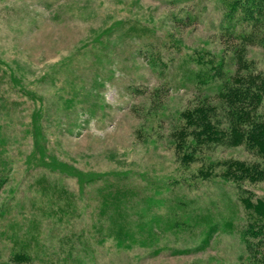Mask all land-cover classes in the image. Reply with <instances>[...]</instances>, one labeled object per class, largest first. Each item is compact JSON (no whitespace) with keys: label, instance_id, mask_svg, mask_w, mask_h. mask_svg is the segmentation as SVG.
Masks as SVG:
<instances>
[{"label":"rangeland","instance_id":"rangeland-1","mask_svg":"<svg viewBox=\"0 0 264 264\" xmlns=\"http://www.w3.org/2000/svg\"><path fill=\"white\" fill-rule=\"evenodd\" d=\"M220 22L215 0H0V264H243L241 186L264 176L222 172L264 158L173 134L203 101L228 123L186 78L190 52L230 53Z\"/></svg>","mask_w":264,"mask_h":264},{"label":"trees","instance_id":"trees-1","mask_svg":"<svg viewBox=\"0 0 264 264\" xmlns=\"http://www.w3.org/2000/svg\"><path fill=\"white\" fill-rule=\"evenodd\" d=\"M215 1L221 9L219 36L225 39L224 43L229 47L230 53L223 55L210 50L190 52L186 60L194 68H190L186 78L193 81L200 90L207 89L223 98L226 105L222 109L224 108L228 123L223 128L219 127L217 119L211 118L216 108L203 101L198 106L185 110L183 127H186L173 132L177 142L179 141L177 148L195 151L202 143L211 140L227 145L243 144L264 158V75L250 69V63L245 57L247 44L264 46V0ZM185 135H192V141L184 142ZM184 156L192 158V155ZM200 173L209 174L205 171ZM222 174L225 179L240 185L245 178H261L264 176V169L255 163L247 165L235 161L228 162ZM241 187L248 193L240 196L245 219L241 223L245 248L241 259L243 264H264V197ZM106 211L100 210L102 214ZM126 220L121 223L129 224ZM117 232L119 234L115 238L118 245L123 244L120 239L123 232L127 233L129 242L126 247L134 243L130 230L119 231L118 228Z\"/></svg>","mask_w":264,"mask_h":264}]
</instances>
